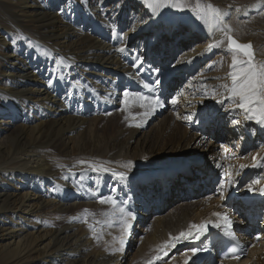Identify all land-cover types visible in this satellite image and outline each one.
<instances>
[{
	"label": "bare ground",
	"instance_id": "obj_1",
	"mask_svg": "<svg viewBox=\"0 0 264 264\" xmlns=\"http://www.w3.org/2000/svg\"><path fill=\"white\" fill-rule=\"evenodd\" d=\"M179 2L184 11L154 16L144 0H0V264L162 258L167 248L192 239L162 250L170 234L178 236L191 224L216 229L219 223L224 229L223 214L240 229L245 249L252 245L250 258L242 254L233 261L264 264L255 241L264 234V125L247 120L240 109L226 111L235 107L222 87H231L233 53L226 39L213 46L224 39L220 29L227 24L238 41L252 43L256 62H264V0ZM209 5L221 10L223 21ZM221 53L227 56L224 66L221 57L218 64L212 60ZM137 55L144 61L139 69ZM153 69L160 70L161 83L145 87L157 78ZM125 90L145 94L150 114L130 115L128 124H135L130 131L128 125L114 133L99 129L98 121L122 106ZM172 91L169 105L181 122L147 133L148 122L166 112L162 94ZM156 97L161 104L152 103ZM220 135L229 150L224 146L216 154L212 137ZM250 146L256 151L247 156ZM214 156L216 173L200 165L191 169L202 157ZM92 165L126 172L127 179L118 182ZM211 176L220 181V202L202 209L206 194L196 188L210 187ZM101 197L124 203L108 206ZM193 197L201 199L186 201ZM173 203L178 204L166 213ZM120 207L135 214L129 232L121 225ZM95 210L101 212L96 218ZM253 215L262 216L260 227ZM150 216V233L134 243L133 228L139 230ZM240 217L246 221L239 225ZM98 235L108 250L98 244ZM197 258L183 264H198Z\"/></svg>",
	"mask_w": 264,
	"mask_h": 264
},
{
	"label": "snow or ice",
	"instance_id": "obj_2",
	"mask_svg": "<svg viewBox=\"0 0 264 264\" xmlns=\"http://www.w3.org/2000/svg\"><path fill=\"white\" fill-rule=\"evenodd\" d=\"M145 4L152 10V15L154 16H162L164 14L163 10H171L177 9L178 11H184L185 6L179 2V0H144ZM213 13L220 19V21L224 20V16L219 8L213 7L212 5L208 6ZM197 9H191V11H197ZM203 18V17H199ZM223 32L224 39L216 41L214 43V47H219L225 43V39L227 40V49L233 53V61L232 68L228 75L231 79V87L227 84L222 85L228 92L227 100H231L234 102L235 107L231 109H226V111H236V109H240L245 114V118L247 120H255L258 124L264 125V62L257 63L255 60V52L253 50V45L251 42L242 43L238 41L232 34V29L230 25L224 24L223 28L220 29ZM115 32L116 30L113 29ZM119 51H125L124 48H120ZM244 57L245 59H239V57ZM143 57L137 55L136 60L134 61V67L138 69L143 65ZM152 71L157 73V78L154 80L152 85L145 84V87H153L160 85L161 81L159 79V69H153ZM133 95L128 90L123 92L124 103H128V98ZM141 99H148L147 97H141ZM153 104H161L159 97H156L153 101ZM175 103V101H173ZM221 106L224 105L225 100L221 99L217 101ZM143 107V105H141ZM150 113L144 112L143 116L147 117ZM188 119V117H185ZM140 126V125H138ZM79 163L84 164L86 161H79ZM131 162L125 165L126 168H131ZM241 167H244L243 165ZM93 171H103L110 172L113 176H115L119 181H123L127 179L126 172H113L111 169L104 167L103 165H92ZM258 183V181H257ZM223 187V185H221ZM249 190L251 191V186H249ZM100 203H111L114 206L123 205V201L118 202L113 197H101ZM86 212L88 210H85ZM121 214V225L125 232H129L131 229V220L135 219L134 212L127 210L126 207H120ZM215 215L220 216L222 214L216 213ZM224 217V225L223 228L226 233L233 238H235L234 233L228 231L231 227L232 221L227 217L226 214H223ZM217 228H221L222 225L217 223L214 225ZM90 227H92L90 225ZM208 224H191L189 226L188 231L179 233L178 236H171L170 240L166 241L164 246H162V250L167 248L169 244L172 247L175 246L174 241L180 239H200L202 235H204L207 231ZM195 230V231H193ZM95 235V232L93 233ZM99 239V237H97ZM121 245H123L124 241L121 239ZM122 247L119 249H115V251H122ZM200 249L192 248L191 252L196 254ZM233 251H235L233 249ZM167 254L166 252L164 253ZM156 259H160V256H157ZM151 264V262H150ZM187 264V262H186Z\"/></svg>",
	"mask_w": 264,
	"mask_h": 264
},
{
	"label": "rangeland",
	"instance_id": "obj_3",
	"mask_svg": "<svg viewBox=\"0 0 264 264\" xmlns=\"http://www.w3.org/2000/svg\"><path fill=\"white\" fill-rule=\"evenodd\" d=\"M199 1H201V0H199ZM181 49H183V50H185V49H187L186 47H184V48H181ZM222 54V53H221ZM217 55V54H214V56L212 57V60H214L213 62H214V64H216L217 62H219L218 61V58L219 57H221L222 59H221V63L223 64V66L225 65V60H224V58H227V56L225 55V54H222V55ZM215 55H217V56H215ZM218 64V63H217ZM211 68L209 67L208 68V71L210 70ZM207 72V71H206ZM196 74H198V71H196L195 72ZM194 73V74H195ZM193 74V75H194ZM195 74V75H196ZM186 76H187V74H186ZM183 77V81H185V78H184V76H182ZM187 88H188V85H187ZM133 95H131L129 98H128V103L127 104H125L124 102H123V104H122V106H119V107H117V109H116V111L117 112H112L110 115H108V116H104V117H102L99 121H98V127H99V129H101V130H104L105 129V127H107V128H110V130H112V132L111 133H114L115 131H117L118 129H120V126L121 125H123V126H125V125H128V131H130L131 129H133V128H135V124H133V125H131V124H128V118L129 117H132L138 110L139 111H141L142 113L140 114V116L142 117L143 116V113L144 112H148V111H150V105L147 103V101H146V99H141V97H145V94H142V95H139V94H136V92H134V91H132L131 92ZM173 96H175V93L172 91L171 92V94H169V95H167V96H165V98L163 99V101L165 102V103H167V106H166V108H165V113H163V115H161L158 119L157 118H155V119H152L151 121H149L148 122V124L146 125V130L145 131H147V133H151V132H156V131H159V129L162 127V125H166V126H170V125H172L173 126V128L175 127V123H179V121L180 120H178L177 118H176V112L171 108V106L169 105L170 103V101H171V99H172V97ZM141 105H143V107L141 106ZM138 108V109H137ZM130 115H132V116H130ZM221 116H224V113L223 114H221ZM144 118V117H143ZM175 118H176V120H178V121H175ZM181 122V121H180ZM228 121L226 120V123H227ZM127 123V124H126ZM168 124V125H167ZM205 125H208V121H206L205 122ZM222 127H224V125H222ZM106 132H108V134L110 133V131H106ZM170 132V131H169ZM168 132V133H169ZM110 133V134H111ZM206 133H208V136H209V134H211V133H209L208 131L206 132ZM223 134V133H222ZM221 134V135H222ZM218 136V137H215V136H213L212 137V139H213V145L216 147V150H215V152H216V154H218V153H220V151H222L223 149H225V148H223L224 146H226L221 140H223V138H222V136ZM139 136H141V135H139ZM138 136V137H139ZM210 137V136H209ZM209 137H207L206 139H207V145H208V142H209ZM205 145V144H204ZM207 145H205V147L207 146ZM231 148H230V151L232 150V146H230ZM238 147V146H237ZM251 148H249V150H248V152H245V155H247L248 156V154H252V153H254L255 151H256V149H255V146H250ZM223 148V149H222ZM226 150H229L228 148H227V146H226V149H225V151ZM237 150H235V152H236ZM227 152V151H226ZM232 152V151H231ZM241 152V150H238V152L237 153H240ZM247 153V154H246ZM200 158V157H199ZM198 157H197V159H195V161L196 160H198L199 159ZM206 159L204 160V165H203V168H205V170H207L209 173H213L214 174V172L216 173L217 172V166H216V164H215V158H216V156H214V157H212V158H210V157H205ZM202 159H204V157H202ZM189 161H191V160H194V159H188ZM200 160H198L197 162H199ZM197 162L196 163H194L193 165H192V167H191V169H193L194 168V170H196V167H197V165L195 166V167H193L195 164H197ZM213 164H214V166H213ZM201 167V166H200ZM213 168H215V169H213ZM238 173H240V172H238ZM247 173H250V171H247ZM247 175H249V174H247ZM212 177V176H211ZM213 178V177H212ZM247 178V177H246ZM246 178H243V180H242V182L244 183V184H247L248 183V180L247 181H245L246 180ZM241 182V183H242ZM208 186V185H207ZM219 186H220V181H217L216 179H214L213 178V182L211 183V186L210 187H207L206 188V186H204V184L202 185H200L198 188H196V190H199L200 192L202 191V193H204L203 195H205L206 194V196H205V199L203 200V202H202V206H201V208L202 209H204V208H206V207H209V205L212 203V204H214V203H219L220 202V189H218L219 188ZM209 189H211V190H209ZM179 194H177V196H178ZM232 197H230V199H231ZM200 200L201 198H189V199H187L186 201L187 202H191V201H193V200ZM219 200V201H218ZM239 200L240 199H237L236 200V202H239ZM210 203V204H209ZM111 203H107V205L109 206ZM176 204H178V203H173V204H171V205H168V206H166V208H165V210H166V213H168L171 209H174L175 208V206H176ZM108 209V208H107ZM92 216L93 217H97V216H100L99 214H101V212L100 213H98V211H92ZM260 217V216H259ZM152 219H153V216H150L149 218H148V220H150L148 223H146L145 225H142L143 227H141L139 230L137 229V227H135V228H133V231H135V233H134V235H135V237H134V243H136L137 242V238H140L142 235L143 236H147L148 235V233H150L149 231H151L150 229H151V221H152ZM236 219V218H235ZM234 219V222H236V220ZM239 219V221H238V223H239V225L240 224H242L244 221H246L245 220V217H240V218H238ZM255 220V219H254ZM260 221V222H259ZM262 221H263V219H262V216L259 218V219H257V220H255V225L258 227H260V225H261V223H262ZM94 222L96 223V220H94ZM112 225H114L113 224V222L111 223ZM258 224V225H257ZM95 227H97V225L95 226ZM99 228V227H98ZM138 230V231H137ZM110 232V231H109ZM254 233H256V231H254L253 233H252V235H250L249 234V238L251 239V240H253L254 238ZM133 235V236H134ZM98 236H100V235H98ZM253 236V237H252ZM263 236V237H262ZM260 238H256V246H258V253H260V252H262V251H264V234L262 235ZM105 240L103 239V236H100V240H98V244H100V246L103 248V249H105V250H108V246H107V243L105 242ZM263 242V243H262ZM105 244V245H104ZM251 244L247 247V248H249V249H247L248 250V252H247V254H246V256L243 258V259H246V258H250V256L252 255V253L253 252H251V250H250V248H251ZM255 246V247H256ZM260 246V247H259ZM195 247V246H194ZM193 247H192V245H188L187 246V243H185V244H179L178 246H176V248H167L166 249V251H167V256H162V258H160V259H156V257H157V254H154V255H151V256H149L148 257V259H146V260H144V259H142V260H140L139 262H137V260L139 259V258H136L135 259V261H132L133 262V264H150V262H151V264H183V262L185 261L184 259H188L187 261H189V262H192V261H194V259H195V257L197 256V253L196 254H194V256H192V258H191V254H192V252H191V249H192ZM196 248V247H195ZM260 248H261V250H260ZM172 249V250H171ZM169 250V251H168ZM250 251V252H249ZM160 253V252H159ZM158 253V254H159ZM143 261V262H142ZM197 261V260H196ZM132 262H131V260L129 261V262H124L123 261V264H132ZM236 262H234L233 260H229L227 263L225 262V263H222V264H235ZM208 264H210V263H208ZM219 264H221V262H219ZM236 264H239V263H236Z\"/></svg>",
	"mask_w": 264,
	"mask_h": 264
}]
</instances>
